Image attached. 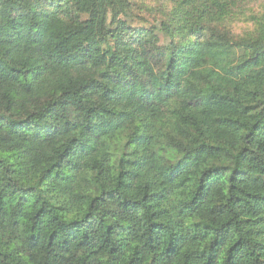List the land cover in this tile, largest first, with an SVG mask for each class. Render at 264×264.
<instances>
[{
    "label": "trees",
    "instance_id": "obj_1",
    "mask_svg": "<svg viewBox=\"0 0 264 264\" xmlns=\"http://www.w3.org/2000/svg\"><path fill=\"white\" fill-rule=\"evenodd\" d=\"M96 2L0 0V264H264V0Z\"/></svg>",
    "mask_w": 264,
    "mask_h": 264
},
{
    "label": "rangeland",
    "instance_id": "obj_2",
    "mask_svg": "<svg viewBox=\"0 0 264 264\" xmlns=\"http://www.w3.org/2000/svg\"><path fill=\"white\" fill-rule=\"evenodd\" d=\"M104 1H105V0H97V2H96V4L94 5V7H97V6L102 5V4L104 3ZM146 18H147V22H148V24H150V26H151L153 29L159 31V29H160V23H159V21H157V20H159V19H154V18H152V17L149 16V15H147ZM160 35H161V38L164 40L165 37L163 36V34L160 33ZM120 50H121L120 47H117L116 49H114V50H112V51L118 53V52H120Z\"/></svg>",
    "mask_w": 264,
    "mask_h": 264
}]
</instances>
